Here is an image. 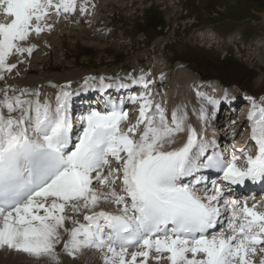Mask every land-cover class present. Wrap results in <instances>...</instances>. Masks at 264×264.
I'll list each match as a JSON object with an SVG mask.
<instances>
[{
  "label": "snow or ice",
  "instance_id": "obj_1",
  "mask_svg": "<svg viewBox=\"0 0 264 264\" xmlns=\"http://www.w3.org/2000/svg\"><path fill=\"white\" fill-rule=\"evenodd\" d=\"M86 7L82 3L81 12ZM50 9L73 12L76 2L0 0L10 18L0 22V79L17 67L8 62L11 55H31L35 45L22 43L31 33L51 29L42 23ZM125 79L131 83L105 84L100 77L99 90L143 88L127 98L139 102V116L126 131V102L111 98L102 108L89 105L74 128L70 81L54 103L39 90L0 89V249L38 264H64L62 253L75 258L83 249L100 253L103 264H254L264 253V211L248 205V184L264 185V99L258 104L244 97L251 104L247 120L255 151L235 149L229 159L205 135L221 106L237 99L227 89L218 98L197 93L198 133L186 125L182 106L169 118L154 102L146 74ZM184 132L186 142L170 147ZM213 170L219 179L210 191L204 173ZM80 213L83 223L75 215Z\"/></svg>",
  "mask_w": 264,
  "mask_h": 264
},
{
  "label": "rangeland",
  "instance_id": "obj_2",
  "mask_svg": "<svg viewBox=\"0 0 264 264\" xmlns=\"http://www.w3.org/2000/svg\"><path fill=\"white\" fill-rule=\"evenodd\" d=\"M56 1L58 0H53L55 3ZM81 1L76 4V10L73 12L59 15L54 9H50L54 10L53 17L56 13L55 17L59 25L53 26L52 21L46 23L52 26L50 30L45 28L39 34L33 32L34 34L29 35L28 39L33 34L34 39H31L29 46L35 45L34 50L31 55L25 52L22 55L14 54L9 57L17 67L12 72H8L7 79H0V89L12 85L16 89L39 90L43 98L49 93L54 99L58 92L57 88L66 85L69 81L71 87L67 90L75 93L79 91L77 89L80 86L83 87L80 91L90 85L97 90L93 84L100 85L102 76L105 80L108 76L113 77L115 79L106 81L118 84L127 81L125 77L129 74L134 77L138 72L146 74L147 79L166 75L164 79L168 81L162 79L156 82L155 87H151V91L154 102L161 103L165 113L169 115L175 94L174 77L188 68L199 81L209 80L201 82H208L206 84L209 86L205 85L201 88L200 93L218 98L227 89L230 97L239 95L243 98V103L235 105L233 109L229 108L234 112V115L232 112L231 115L236 122L230 137L225 130L231 129L232 126L229 127L223 122V117L229 115L224 113L226 106L223 108L222 105L217 118L213 119L214 123L223 122L222 125H218V130L222 134L221 145L224 144L222 151L225 156L230 159L244 139L246 141L241 148L255 151L254 141L250 139V123L247 115L241 121L240 119L243 113H248L251 109L250 102L244 99L245 96L254 97L258 104L264 99V0ZM82 3H86L87 6L84 12L80 10ZM9 20L10 18L0 10V22H9ZM155 24L158 26L154 27ZM40 34L44 36H39ZM233 38L234 41L230 42ZM212 40L215 41L212 43ZM18 61L23 62L17 63ZM179 65L183 67L178 68ZM155 67H162L164 70H154ZM77 71L84 74L75 79L76 81L72 77L69 78ZM93 73L98 74L96 76ZM13 77H15L14 81ZM65 77L68 81L60 83L55 81L63 80ZM214 78L224 81L229 86L222 84L220 80L209 83ZM210 85L218 91L211 90ZM135 86L137 92L143 91L141 86ZM49 88H52V92ZM93 93L99 92L93 91ZM95 102L94 99L93 103ZM247 105L248 109H246ZM98 106L101 107V104ZM133 106L137 111H134L131 117L136 122L139 116V102L134 103ZM142 128L143 125L140 126V130ZM210 176L213 179V173ZM211 186L212 184L209 187ZM93 187L97 190L103 188L95 182ZM210 189L212 190V187ZM258 210L263 211L260 208ZM260 254L264 256V253ZM16 256L18 253L14 250L6 247L0 249V264H21ZM21 256L25 255L21 254ZM30 258L34 257L30 256ZM60 258L64 264L67 261L69 264L74 259L63 253ZM91 262L103 263L101 255L91 256L84 264ZM33 264L37 263L33 262ZM150 264L156 262L151 261ZM162 264L167 262L164 261Z\"/></svg>",
  "mask_w": 264,
  "mask_h": 264
},
{
  "label": "bare ground",
  "instance_id": "obj_3",
  "mask_svg": "<svg viewBox=\"0 0 264 264\" xmlns=\"http://www.w3.org/2000/svg\"><path fill=\"white\" fill-rule=\"evenodd\" d=\"M77 0H75L76 2ZM88 1V0H87ZM98 1V0H97ZM245 1V0H244ZM59 2L56 1V3ZM82 2L81 0H78L76 2V4ZM91 2V1H90ZM93 2V1H92ZM95 2V1H94ZM55 3V2H53ZM241 4V3H240ZM249 5V4H248ZM242 7V6H241ZM240 7V8H241ZM50 14L47 16L46 20L43 21L42 23H49V22H52V25L53 26H58L59 24V21L56 19L55 15L54 17L52 16L54 14V10H49ZM60 14H64L63 11H61ZM59 14V15H60ZM10 22V20H9ZM34 34V33H33ZM33 34H32V37L27 39L26 41L22 42L24 44L25 47L29 46L30 43L32 42L31 39H34L33 37ZM39 36H44L43 34H40ZM8 62L9 63H13L11 62V60H9L8 58ZM157 67H159V65L155 64ZM180 67H183V65H179L178 68ZM185 67V66H184ZM145 68H147V66H145ZM32 69V68H31ZM30 69V70H31ZM155 69H159L161 71L164 70V68L160 67V68H154ZM184 69V68H183ZM33 71V70H32ZM30 72V71H29ZM135 72V71H134ZM142 72H138L137 74L140 75ZM7 74L8 72L4 73V79H7ZM84 73L82 72H75V73H72L69 78H73L74 80L79 78L80 76H82ZM98 73L94 74L93 75H97ZM138 75H135L134 77H138ZM164 76L166 75H162V77H154L152 76L151 79L149 78L148 80H151L152 84H151V87H155V83L156 82H159L161 81L162 79L165 80ZM174 77V76H173ZM63 78V77H61ZM68 78V76H67ZM175 80L174 82L176 83L174 86H173V91L175 92L174 94V98H173V101H172V109L170 111V114L168 115L169 118L171 117V112L174 108H177V106H182L183 110L186 111L188 113V116H187V119L185 121L186 125L187 124H191L193 127H195L198 131V133L202 132L203 131V128H202V124H201V121L199 120L198 118V113H197V110L199 108V105L200 103L202 102L199 98V96L197 95V93H200V89L205 87V85H207L206 87H208L209 85L206 84V83H201L199 80H198V77L188 68H185V70L182 71L181 74H177L175 77ZM2 79V80H4ZM10 79V78H9ZM13 81L15 80V77L12 78ZM171 79V78H170ZM48 80V79H46ZM50 80V79H49ZM56 82L60 83L61 81H68L65 77V79L63 80H55ZM76 81V80H75ZM74 81V82H75ZM165 81H168V80H165ZM34 83V82H33ZM124 83V82H123ZM129 83V82H128ZM201 83V84H200ZM130 84V83H129ZM55 85V84H54ZM56 86V85H55ZM54 86V87H55ZM59 86V85H57ZM210 87L212 88L211 90H216L215 88L212 87V85H210ZM60 88L61 87H58L57 88V91L59 92L60 91ZM83 88V87H82ZM96 88V86H95ZM52 88H49V91L51 90ZM48 90V89H47ZM71 90V89H70ZM137 88L135 85L132 86V89L131 91L129 90H117L115 87L112 88V89H105L103 91L99 90V85L97 87V90H94L91 86H88L85 90H82V91H77L75 92V95L72 97V104H71V113H73L74 111L77 110V112L79 113V116L82 114V111L85 110L89 105H92V106H96L95 104H92V102H90V98H96V101H97V104H101V102H106L109 98H111L112 100L114 101H119L121 99L125 100V109L127 108H130L129 109V112H128V118L122 123V126L124 124V127H123V130L126 131V126L132 125V122H134V120L132 119L131 115L134 113V111H137V109H132L131 107V104H130V101L127 99L128 96L130 95H136V93H139L137 92ZM160 90V89H159ZM74 91V90H73ZM93 91H98L99 93H97V96H95V94L93 93ZM161 91V90H160ZM218 90H216L217 92ZM52 92V90H51ZM50 92V93H51ZM72 92V91H71ZM93 93V94H92ZM167 94V93H166ZM81 96V97H79ZM168 96V94H167ZM84 97V98H83ZM166 97V95H165ZM231 97H237V99L235 101H233L229 108L230 109H233V107L236 105H240V103L243 102V99L241 96L239 95H233ZM45 98L51 100L53 103L55 101V97L54 99H52L50 97V94L48 93L47 95H45ZM81 99H86V102L81 100ZM80 101H82V103H80ZM98 101H101V102H98ZM79 104V105H78ZM134 104V103H133ZM80 107V108H79ZM102 107V106H101ZM135 107V106H133ZM210 107V106H209ZM76 108V109H75ZM249 106L247 105L246 106V109H248ZM248 113H243V115H241V119L240 121L242 120L243 117H245ZM74 115L75 113H73V120H74ZM79 116L77 118L76 121H74V128L78 127L79 126ZM131 118V119H130ZM224 118V121L225 123H227V125L231 127V129H227L225 130V132H227V135L228 137H230V133L233 132V129H235L236 127V124L233 126V119L232 118V115L230 116H225L223 117ZM246 118V117H245ZM214 120H211L210 121V127L208 128L207 132L205 133V135L207 136V138L211 139V138H215L216 139V142H217V145H218V150L222 151V146L221 145V132H219L218 130V125H222L221 123L217 122V123H214L213 122ZM213 122V123H212ZM135 123V122H134ZM133 123V124H134ZM231 124V125H230ZM177 143L175 145H172L170 147H178V146H181L183 142H186V139H187V133L184 132V133H180L178 134L177 136ZM228 141V140H227ZM246 139H244V141H242V144L239 143V148H241V146L244 145ZM238 144V143H237ZM255 144V143H254ZM238 148V149H239ZM234 150V149H233ZM237 154V153H236ZM227 156V155H226ZM115 167V166H114ZM213 173V181L214 180H217L219 179V174L216 173L214 170L213 171H206L204 174L208 177H210V174ZM212 184V182H211ZM102 190H104L102 188ZM254 191V190H252ZM255 192V191H254ZM252 192V193H254ZM261 193H263L262 195H260ZM257 194V193H256ZM261 196V198L259 197ZM257 197H259L260 199H258ZM250 199V198H249ZM242 200V199H241ZM248 205L251 204L250 206H252L253 204H257L258 205V208L260 209H263L264 211V188L261 189V192H259L255 198H252L251 201H247ZM105 210H108V211H113L114 210V206H104ZM97 211L100 210V208L98 207L96 209ZM69 215H73V213L71 212H68ZM76 215V218L78 220H80L82 223L84 222L83 221V214L80 213V214H75ZM67 226H71L70 222L67 224ZM219 231V230H218ZM62 235H64L65 237L67 236L66 233H62ZM58 250H60V246H58ZM18 253V256H16L15 258L17 259V261H20L21 264H33V262L37 263V259L36 258H30V256H28L27 254H24V253H20V252H17ZM21 254H24L25 256H21ZM258 254L260 253H257V256L254 257L253 259L256 260V262L254 261V264H259V260L261 258V254L260 256H258ZM92 257H97V256H100V253H98L96 250L94 249H83L81 250L78 255L72 260L70 261L69 264H84L86 260H88L89 258ZM68 262V261H67ZM66 262V264H67ZM41 264H42V261H41ZM88 264H103L102 262H95V263H88Z\"/></svg>",
  "mask_w": 264,
  "mask_h": 264
},
{
  "label": "trees",
  "instance_id": "obj_4",
  "mask_svg": "<svg viewBox=\"0 0 264 264\" xmlns=\"http://www.w3.org/2000/svg\"><path fill=\"white\" fill-rule=\"evenodd\" d=\"M157 26H158V24H155V25H154V27H157Z\"/></svg>",
  "mask_w": 264,
  "mask_h": 264
}]
</instances>
